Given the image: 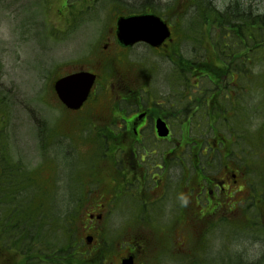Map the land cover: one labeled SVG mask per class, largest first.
I'll return each mask as SVG.
<instances>
[{
    "label": "flooded vegetation",
    "instance_id": "obj_1",
    "mask_svg": "<svg viewBox=\"0 0 264 264\" xmlns=\"http://www.w3.org/2000/svg\"><path fill=\"white\" fill-rule=\"evenodd\" d=\"M60 5L65 10L66 0ZM100 42L85 59L60 64L71 68L64 75H95L81 107L65 108L89 137V150L81 154L90 160L78 185L87 207L80 206L75 217L144 223L107 264L129 255L133 264H224L222 252H210L211 224L238 223L242 229L250 218L245 213L253 211L256 231L264 232V179L257 171L253 178L242 144L228 133L234 120L214 102L212 90H202L210 74L159 71L153 61L140 62L138 44L117 39L115 20L99 34ZM85 116L90 118L81 123ZM184 225L189 230L182 234ZM250 250L261 259L264 238L255 236Z\"/></svg>",
    "mask_w": 264,
    "mask_h": 264
},
{
    "label": "rangeland",
    "instance_id": "obj_2",
    "mask_svg": "<svg viewBox=\"0 0 264 264\" xmlns=\"http://www.w3.org/2000/svg\"><path fill=\"white\" fill-rule=\"evenodd\" d=\"M174 1L100 0V3L96 1L97 5H95L94 12L98 15L97 17L84 15L82 21L75 22V27L68 34L63 35V37L60 34L58 37H54V33H57L56 28L61 26L59 25V19L56 18L54 8L52 10L51 8L47 9V0H0V95L6 96V106L3 110H0V116L4 119V123H0V127L4 128L2 133L8 144L9 154L14 159L21 160L23 169L27 172L30 171L32 177L38 179L32 182L34 186L28 189V193L22 192L19 196L31 197L41 193L45 199L48 193L50 195L55 184L54 193L52 190L51 195L54 194L53 198L55 200L53 202L54 205L58 206L56 216L48 214L45 217L39 214L44 209H46L45 212L49 211L50 208L55 209L53 202L50 205L40 202L42 209L39 208L38 204H33L30 208L33 210V215H29L27 218L38 223L30 226V231L33 232L34 237H26L27 239L25 238L22 248L21 246L10 247V244L0 241V247L2 246L10 256L8 259L7 257L4 259L0 257V264H5L6 261H12L13 264H34L38 261L39 264H52L51 259L53 257L55 262H59L58 264H68L66 253L61 254L60 248H64L70 241L69 234L72 230L76 232V235L75 240H72L71 244L80 249L94 251L93 253L95 254H100V250L110 252L124 250L126 246L125 240L135 237V234L140 235L144 230V223L140 222H99L95 220L86 221L85 218L75 217V211L80 206L85 207L83 211L87 207V202L83 200L73 201L72 195L78 189L76 176L84 173L85 159L81 152L88 151L89 145L86 141H74L63 135L67 126L68 130L66 131L76 137L75 131L79 132V127H73L74 122L72 120L63 119L62 116L68 112L56 106V98L46 95L47 75L50 70L55 71V68L60 66L61 62L64 63L69 59L87 54L89 45L98 38L101 29L103 30V25L107 24V20L112 16L109 11L99 12L109 2L119 9H124V3L131 7H139L142 3L147 6L153 4L152 6L163 12L162 15L172 27L174 43L177 44L176 47L178 48L176 51L178 60H180L181 56L183 59L192 60L194 64L203 66L208 65L212 60L225 64L222 59L218 58L219 55L212 45L210 33L213 34V29L211 24L205 30L203 39L197 45L186 40L187 38L183 32L174 23L172 15H178L176 16L178 22L188 23L190 14L186 17L183 16L184 11L180 12L177 6L179 0L175 3ZM228 1L215 0V3L219 9H224L230 4ZM81 2L84 1L73 0V3L78 5V7ZM90 2L86 0L83 6L89 8L91 6ZM243 4L263 6L262 9H264V0H247ZM75 12H78L77 7ZM43 13L47 14L46 20ZM50 20L55 23L53 31L52 26L47 23ZM92 48L95 49V47ZM145 49L142 48L141 51L140 49H135L134 52L135 54H140L141 58L147 61H152L150 58L157 59L160 70L165 72L172 71V65L169 63L168 57H159L160 54L154 55L151 52L144 53L147 50ZM69 69H71L70 66L64 65L59 68V73ZM260 71H262V65H254L252 73L249 74L251 78L247 80V83L257 84L256 81H258L259 86L263 85L264 78L263 81H260V78L261 76L264 77V72L260 74ZM233 74L234 82L231 81L230 84L239 82L240 88H238V92L240 98L235 110H230L228 117L235 120L234 125L240 131V134H243V131L245 134L251 133L254 125L258 124V118L252 113L249 120L247 117H245L247 120L243 119L240 109H243L245 101L250 99L249 93H247L249 90L246 91L244 89L247 95L243 96L242 80H238V73L233 72ZM51 75H49V78ZM0 108L2 107L0 106ZM44 123H47L54 131H60L63 135L57 134L58 136H55L61 141L55 143L51 149L53 151L55 147L57 151L56 158L52 155L53 152L49 153L52 158L42 156L43 149H47L43 146L39 133L40 129L44 127ZM57 124L59 127L56 130ZM226 128L233 127L228 126ZM87 133L88 131L84 132L85 135ZM240 142L244 152V161L250 163L252 170L260 166V169L264 172V167L259 165V161L253 160L250 144L244 143L241 138ZM262 151L263 153L259 155L260 157L264 156V146H262ZM76 154L79 157L78 161L75 158ZM23 169L20 168V171L23 172ZM34 170H37L36 173H34ZM250 175L252 176V173ZM254 175L253 173V178ZM18 179L21 180V177H18ZM25 181H27V184L30 183L26 178H24ZM51 184L52 186H50ZM68 186H71L70 189H72L70 193L68 192ZM61 213L64 214V221L61 220ZM261 214L264 215L263 213ZM73 219L82 221L77 223ZM222 226L224 224H212L211 233L215 244L220 242L221 235H224V240L226 239L227 232L225 229L220 228ZM55 227L58 228L57 231H55ZM151 227L159 231L156 225H151ZM227 227L232 231L233 226L231 224ZM114 230L115 236H110ZM188 230V226L184 225L181 228V233L188 232ZM247 230H256L255 225ZM88 235L94 236V240L90 244L86 241ZM98 236L102 238L100 242L98 241ZM121 239L123 242L120 245L117 244ZM45 248L53 249L45 256ZM120 251H116L107 257V262L112 261L114 255ZM85 258L87 261L81 264H98L99 258H94L91 261H89L87 256ZM73 263L76 264V262Z\"/></svg>",
    "mask_w": 264,
    "mask_h": 264
},
{
    "label": "trees",
    "instance_id": "obj_3",
    "mask_svg": "<svg viewBox=\"0 0 264 264\" xmlns=\"http://www.w3.org/2000/svg\"><path fill=\"white\" fill-rule=\"evenodd\" d=\"M246 1L247 0H232L224 9H219L212 0H179L177 6L180 12L184 11L183 16L185 17L190 14V18L188 23H181L178 22L176 17L178 15L174 14L172 15L174 17L173 21L180 24V26L183 24L180 30L187 39L191 40L192 44L197 45L203 39V34L205 30L209 28L210 24L216 29L220 28L222 30L221 38H213L215 41L212 45L219 55L218 58L222 59L225 64L212 60L208 65L203 66L194 64L192 61L183 59L180 56V60H174L177 68L173 69L178 71H203L209 74L214 73L211 77L213 80H215V73L216 78L219 77L220 73H223L225 76L227 75V83L219 87L225 86L227 88L226 94L228 98L226 101L229 112L230 110L234 111L238 103L236 102V95H238L237 87L239 84L238 86L236 83L230 84V82L234 80L232 72L238 73L241 76L239 80L242 79L243 96L247 95L244 89H246V91L249 90L247 93H249L248 96H250V99L245 101L243 109L240 111H242L244 120H247V118L249 120L251 114L254 113L256 118H258V124L254 125L253 132L246 134L244 131L243 134H240V131L237 132L236 125H233V134L238 137L239 142L241 138L244 143L247 142V144H250L252 156L254 157L253 160H258L259 165L264 167V156H259L263 153L262 146H264V84L259 86L258 81H256L257 84L247 83V80L251 78L249 74L252 73L251 71L254 65H262L260 74L264 72V9H262L263 6H256L257 12L244 11L241 8L247 10L253 9L252 4H243V2ZM241 10L244 12L242 13ZM153 12L159 15L162 14L158 8L154 9ZM263 78L264 77L261 76L260 81H263ZM204 87H206V85H203V88ZM217 93H221V91H217ZM85 141L88 142L89 139L87 138ZM7 148L8 145L6 142H0V241L10 244V247H17L24 242L26 237H34L33 232L30 231V226L37 225L38 223L34 220L31 221L27 217L33 215V210L30 209L33 204H38L39 208L42 209V204H40V202L45 204V200L41 193L31 197L19 196L22 192L28 193L26 186L27 181L24 182V178H26L29 173L27 171L21 172L20 168L22 167L17 163H13V161L6 156L8 155ZM84 159L87 160V158ZM18 177H21V180H19ZM34 181L35 180L30 182ZM45 211L46 209L39 215H44L45 217L48 214L56 216V213H58L57 210L52 208L47 212ZM57 230L58 228L55 227V231ZM2 245L5 246L4 244ZM22 246L23 245H21V247ZM70 248L69 246L66 250L67 258L70 259L68 260L69 264H72L73 260L82 263L87 261L84 255H87L89 261L94 258H99L98 264H102L105 259L104 256L106 255V251L100 250V254L95 256L93 253L86 254V252L75 254L70 251ZM52 249L53 248H50V251ZM3 250L5 249L1 246L0 254ZM227 261L229 262L228 264H256L254 259H250L244 254H241L239 262L230 255ZM5 264L12 263L6 261ZM34 264H37V262Z\"/></svg>",
    "mask_w": 264,
    "mask_h": 264
},
{
    "label": "water",
    "instance_id": "obj_4",
    "mask_svg": "<svg viewBox=\"0 0 264 264\" xmlns=\"http://www.w3.org/2000/svg\"><path fill=\"white\" fill-rule=\"evenodd\" d=\"M119 39L126 44L144 41L158 47L170 35L166 22L155 14H140L120 17L117 20ZM93 77L87 73H77L59 79L55 83L59 97L72 108H78L86 98ZM121 264H132L131 257L122 259Z\"/></svg>",
    "mask_w": 264,
    "mask_h": 264
},
{
    "label": "clouds",
    "instance_id": "obj_5",
    "mask_svg": "<svg viewBox=\"0 0 264 264\" xmlns=\"http://www.w3.org/2000/svg\"><path fill=\"white\" fill-rule=\"evenodd\" d=\"M182 202L186 204L187 203V198L182 197Z\"/></svg>",
    "mask_w": 264,
    "mask_h": 264
}]
</instances>
